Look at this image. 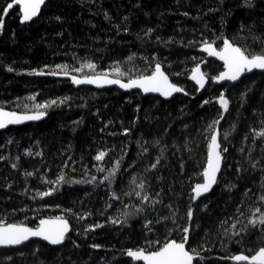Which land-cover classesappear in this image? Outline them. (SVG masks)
I'll list each match as a JSON object with an SVG mask.
<instances>
[{"label":"trees","instance_id":"16d2710c","mask_svg":"<svg viewBox=\"0 0 264 264\" xmlns=\"http://www.w3.org/2000/svg\"><path fill=\"white\" fill-rule=\"evenodd\" d=\"M9 2L0 0V107L20 112L17 103L27 102L48 103L49 108L41 123L0 133V221L36 227L39 219L64 216L71 231L61 247L33 241L1 248L0 264H142L127 257V250L147 248L149 239L179 240L190 206L194 213L189 242L203 257L199 264H236L228 257L254 254L264 241L259 226L239 243V237H225L224 230L239 216L238 207L244 223L256 207L264 209L259 200L264 194V137L256 135L264 130V72L246 74L235 84L215 82L212 78L222 65L200 48L213 40L222 45L216 37L223 33L253 54L264 51V0H251V5L246 0H48L30 23L21 22L18 6L4 15ZM157 62L184 93L164 100L139 91L78 87L70 78L114 75L119 68L127 80L129 75L150 74ZM88 63L96 68L89 69ZM57 65L69 66V76ZM197 65L206 75L203 89L190 78ZM222 92L230 101L227 113L218 103ZM29 96L35 101H27ZM221 114L219 130L231 129L226 141L221 136L228 147L221 175L209 196L192 200V188L203 181L201 166L206 162L202 133ZM125 128L130 129L127 136ZM141 139L149 148L143 156L138 155ZM156 140L161 143L156 145ZM161 148L166 149L164 158L156 170L146 172ZM101 151L106 155L96 161ZM117 160L125 165L122 183L77 182L92 176L103 181L108 173L97 169H111ZM256 161L260 164L254 169L251 163ZM61 173L72 182L53 183V195L40 198L38 191L49 190L48 181ZM137 175L148 182L152 198L162 203L127 223H111L122 219L125 204L139 206L136 198L120 192L130 191L128 185ZM116 195L119 201L110 199ZM173 211L175 223L163 219ZM146 220L153 221L152 231L143 227Z\"/></svg>","mask_w":264,"mask_h":264},{"label":"snow or ice","instance_id":"6c2138e0","mask_svg":"<svg viewBox=\"0 0 264 264\" xmlns=\"http://www.w3.org/2000/svg\"><path fill=\"white\" fill-rule=\"evenodd\" d=\"M45 3V0H12V2L7 3L6 7L3 8V14L7 15L10 9L14 6H19L20 12L22 13L21 22L32 21L34 17H37L40 13L41 6ZM246 3L251 5V0H246ZM59 19V18H57ZM127 19V18H125ZM3 27V21L0 20V28ZM151 30H149L150 32ZM216 39H222V45H216L215 40L211 42H204L200 48V51L206 53L209 57H214L219 61H222L223 70L219 72L218 75L214 76L212 79L215 82H238L246 73H251L253 70H261L264 72V51L259 54H253L248 48L243 46H238L228 38L220 36ZM132 57H129L131 60ZM47 67V66H45ZM57 69L61 70L64 76H69V66L67 65H57ZM87 67L89 69H95L96 65L88 63ZM81 69H76L80 71ZM8 71H13L11 67ZM115 74L100 72L99 74H85L83 77L78 78L76 75H71V82L76 85H96L97 87H104L105 85H117L120 89L131 90L139 89L143 93H158L161 97L169 98L172 97L174 93H184L185 90L179 87L176 83H173L169 76L166 74L161 63L157 62L154 68L151 70L150 74H140L135 77L129 75L127 80L124 79L125 73L120 71L119 68H115ZM36 75H57V72L45 73L42 71H35ZM191 80L195 81L201 89L205 87L207 83L206 75L201 71L199 65H197L192 70ZM246 92L241 94V100L243 101L246 96ZM187 95V93H185ZM27 101H35V96H29L26 98ZM57 101H52L51 104L55 105ZM210 101L204 100L203 104H209ZM218 103L220 108L223 109L224 113L229 112V99L225 97L222 92L219 96ZM17 108L22 109V111H6L0 108V130L8 129L9 126L21 125L29 121H40L46 115L49 108L48 103H17ZM224 118L223 114L220 115L219 119L213 120L209 123L204 132L202 133L205 137V142L207 146L206 162L202 167V178L203 182H198L192 188V200H196L202 197L204 194L210 192L213 186L218 183V175L221 174L222 162L225 159L224 154L228 152V147L221 140L226 141L231 133V129H226L221 133L217 127L220 121ZM264 124V120L261 121ZM234 127V126H233ZM255 131V130H253ZM130 134V129L125 128L123 135L127 136ZM259 137H264V130L256 133ZM248 139V136H245ZM255 141L253 140V143ZM146 141L142 139L137 141L140 145V151L138 155H145L149 153V148L146 146ZM159 145L161 142L156 140L154 142ZM166 149L161 148L159 156L155 162H150L149 166L145 168L147 172L149 169L156 170L162 158H164L163 153ZM123 151V150H122ZM244 151V149H241ZM249 159L251 160L252 149H249ZM31 154V153H29ZM40 153H37L39 155ZM106 153L104 151L99 152L95 156L96 161H102ZM260 164V161L251 163L252 168H256ZM13 168L17 165L13 163ZM67 167V165H65ZM125 167L122 160H117L115 165L111 169L98 168L97 171L104 172L107 171V175L103 177V181L97 182L96 176H92L90 180L87 181H77L82 183H103L106 186H111L117 183L118 179L122 183L121 173L122 168ZM241 168H237V172H241ZM264 171V169H262ZM28 175H32L28 173ZM131 175V174H129ZM72 181L67 174L61 173L57 176L55 181H48L50 187L47 191H38L40 198L48 197L53 195L56 188L51 187L53 183L57 185H64L71 183ZM130 191L125 192L124 189H120L122 195L131 198H136L139 206L132 205L129 206L125 204V209L121 212L122 219L111 220V223H127L128 219L133 216H138L141 213H147L149 207L155 210V205L157 203H162L161 200L153 199L151 194L148 192V182L145 178L137 175L132 179V183L128 185ZM264 187V186H262ZM115 193L116 189H111ZM156 197L160 196V193L155 194ZM119 201L120 196L116 195L110 197ZM35 199V197H33ZM260 201H264V194L259 197ZM111 206V205H110ZM170 207V206H169ZM69 211V210H66ZM239 216H243V212L240 208H237ZM194 209L190 206L186 211L187 225L182 228V236L179 240L175 238L166 239L163 243L159 240H147V248H138L137 250L128 249L126 252L127 257L133 258L135 261H143L144 264H199V261L203 259L200 251L197 248H192L189 242V235L191 231V222L193 220ZM258 214V215H257ZM239 216L235 217L234 222L231 224L230 229L225 228L224 236L229 240L239 237L237 242H242L245 235H247L252 229L259 226L261 232H264V209L262 207H256L252 212L250 217L246 218L247 223L241 222ZM164 220L171 219L173 223L176 222V211L172 212L171 217H164ZM156 223H160L159 220ZM223 223H226L223 222ZM239 225V226H238ZM101 225H96L100 227ZM151 226V227H150ZM144 228L152 231L155 227L152 220H146L143 225ZM71 231L69 220L64 216L52 217L48 219H39L36 227H30L25 223H7L0 221V247L5 248H17V246L26 245V242L32 240V238H39L49 245H62L65 241L67 234ZM92 247L98 248L99 245H92ZM19 251V249H17ZM23 255V252H20ZM236 264H264V241L260 242L258 250L252 255L247 254H237L228 257ZM8 259H11L9 257Z\"/></svg>","mask_w":264,"mask_h":264},{"label":"water","instance_id":"95a60500","mask_svg":"<svg viewBox=\"0 0 264 264\" xmlns=\"http://www.w3.org/2000/svg\"><path fill=\"white\" fill-rule=\"evenodd\" d=\"M47 1H48V0H45V3L41 6V10H40V13L38 14V16H37V17H34L32 21H29V23H30V22H33L34 20H36V19L40 16V14H41V12H42L44 6H45L46 3H47ZM14 7H15V6H14ZM18 7H19V6H18ZM19 9H20V8H19ZM20 13H21V12H20ZM21 18H22V13H21ZM203 54H205V55H206L208 58H210V59H214V60L218 61V62L222 65V61H219V60H217V59L214 58V57H209L206 53H203ZM258 71H261V70H253V72H251V73H246V74H253V73L258 72ZM246 74H245V75H246ZM245 75H244V76H245ZM244 76H243V77H244ZM243 77H242V78H243ZM78 78H81V77H78ZM242 78H241V79H242ZM238 82H239V81H238ZM222 83H232V82L223 81ZM75 85H76V84H75ZM76 86H78V87H91V88H94V89H97V90H106V89H113V88H118V89H120L117 85H105L104 87H97L96 85L83 84V85H76ZM179 87H180V86H179ZM120 90H122V91H124V92H127V93H130V92H133V91H139V92H142V90H139V89H131V90L120 89ZM142 93H143V92H142ZM143 94H144L145 96H158V97H161L158 93H147V94L143 93ZM178 94H179V93H174L172 97H169V98L161 97V98L164 99V100H171V99H173L174 97H176ZM0 108H2V107H0ZM3 109L6 110V111H13V110L5 109V108H3ZM46 118H47V115H46L42 120H40V121H29V122H25L24 124H21V125L9 126L8 129L13 128V127L17 128V127H22V126H25V125H34V124H38V123H41L42 121H44ZM217 127L219 128V126H217ZM8 129L0 130V133L5 132V131H7ZM223 163H224V160H223V162H222V169H223ZM222 169H221V172H222ZM220 175H221V174L218 175V180H219ZM202 182H203V181H202ZM202 182H201V183H202ZM216 185H217V184H216ZM216 185L213 186V189H212L210 192L204 194L201 198H204V197L209 196V195L212 193V191L214 190V188L216 187ZM45 219H48V218H45ZM69 223H70V222H69ZM70 227H71V225H70ZM69 233H70V232H69ZM69 233H68V234H69ZM68 234H67V235H68ZM33 241H40V242L47 243V242H45V241H43V240H41V239H39V238H32V240L26 242V244H27V243H30V242H33ZM47 244H48V243H47ZM63 244H64V243H63ZM63 244H62V245H63ZM62 245H55V246L52 245V246H54V247H61ZM22 246H23V245H22ZM19 247H21V246H17V248H19ZM1 248H5V247H0V249H1ZM132 259H133V258H132ZM133 260H134V259H133ZM137 262H140V263L144 264L143 261H137Z\"/></svg>","mask_w":264,"mask_h":264}]
</instances>
